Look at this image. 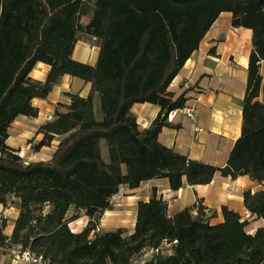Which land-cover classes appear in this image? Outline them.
<instances>
[{
  "label": "trees",
  "instance_id": "obj_1",
  "mask_svg": "<svg viewBox=\"0 0 264 264\" xmlns=\"http://www.w3.org/2000/svg\"><path fill=\"white\" fill-rule=\"evenodd\" d=\"M222 13L231 14L233 28L251 30L252 51L241 135L217 168L165 148L158 136L187 102L169 86ZM79 34L99 44L94 66L72 59ZM263 61L264 0H0V205L12 197L18 210L10 237L0 227V250L21 246L51 264H264V227L251 233L250 222L225 207L216 225L200 205L169 217L155 191L138 204L131 235L95 233L121 186L166 179L178 191L184 181L207 185L216 174L258 184L243 193V204L252 222L264 220ZM37 63L50 67L43 83L29 77ZM65 75L90 84V92L70 95L64 111L38 129L43 139L33 152L59 139L50 158L27 162L7 145L9 128L19 116L36 118L32 100L47 98ZM144 103L160 111L140 131L131 108ZM70 212L72 221L88 218L82 231L69 228Z\"/></svg>",
  "mask_w": 264,
  "mask_h": 264
},
{
  "label": "crops",
  "instance_id": "obj_2",
  "mask_svg": "<svg viewBox=\"0 0 264 264\" xmlns=\"http://www.w3.org/2000/svg\"><path fill=\"white\" fill-rule=\"evenodd\" d=\"M86 25L87 23L83 27ZM251 38V30L232 27L230 13L219 15L202 39L198 50L192 53L168 88L175 97L185 94L187 102L182 109H192L193 114L189 117L182 109L175 110L174 115L168 118L171 127L163 128L158 136V142L162 146L194 162L217 168L226 165L229 154L241 135L242 103L247 83L248 61L252 51ZM98 46L94 38H85L79 34L72 59L94 66L98 59ZM49 70V66L37 63L29 77L33 81L43 83ZM260 74L264 85V61L260 66ZM90 89V84H85L80 79L63 76L47 98L32 100L33 107L38 110L36 118L19 116L11 124L7 145L20 151V157L27 162L47 161L58 145L57 139L51 146L42 147L37 152H33L27 142L32 138L36 144L40 142L43 135L37 134L38 129L53 119L55 111H64V107L70 104L69 96L78 94L86 98ZM259 100L262 101V95ZM99 106V99L95 97L97 119L101 118ZM159 111L158 106L148 103L134 104L131 108L140 131H147L150 128ZM42 153L48 154L47 159L35 158ZM102 154L106 160L104 147ZM260 188L247 176L231 179L223 178L219 174H216L207 185L190 186L184 181L178 191H172L166 179L144 182L135 190L121 186L119 193L123 190V211H129L132 216L130 229L123 230L125 236L133 233L138 204L149 202L155 191L156 198H161L167 203L169 217L187 207L200 205L204 208L206 216L210 217V223L216 225L223 222L222 208L225 207L238 214L242 221L253 224L254 227L250 230L253 233L255 229L264 227V220L251 221L252 217L243 204V193L247 190L256 192ZM12 202H15V199L8 197L7 203L0 205V227L5 224L3 234L7 237L11 236L14 222L18 217V210ZM82 219L86 217L83 215L79 218ZM69 227L71 229V226ZM84 227L71 231L78 233ZM151 256L152 252H147L144 258L148 260ZM0 262L9 263L4 250H0Z\"/></svg>",
  "mask_w": 264,
  "mask_h": 264
},
{
  "label": "rangeland",
  "instance_id": "obj_3",
  "mask_svg": "<svg viewBox=\"0 0 264 264\" xmlns=\"http://www.w3.org/2000/svg\"><path fill=\"white\" fill-rule=\"evenodd\" d=\"M88 21H85L82 23V26L86 24ZM85 37V36H84ZM88 38V37H86ZM90 39V38H89ZM59 141V139H57ZM28 145H30V148L32 149L33 146L36 144L35 139L32 138L27 142ZM48 154L47 153H42L40 155H37L35 158H41V159H47ZM105 159V157H104ZM112 202V209L106 213L103 214L101 217L100 221L98 222L97 229L95 233L102 234L105 233L106 231H113L116 229H125L128 230L131 227V221H132V216L129 211L124 212L123 211V190L120 191V193L116 196H114ZM124 212V213H123ZM69 220H73L75 216L73 215L72 212L69 213L68 215ZM78 218L70 223L69 226H71V229L76 231L81 229L83 226H86L88 222V218L79 220V218L83 217V214H79L77 216ZM86 220V223H85ZM254 227L253 224L249 226V230H251ZM70 228V227H69ZM94 235V233H92Z\"/></svg>",
  "mask_w": 264,
  "mask_h": 264
},
{
  "label": "built area",
  "instance_id": "obj_4",
  "mask_svg": "<svg viewBox=\"0 0 264 264\" xmlns=\"http://www.w3.org/2000/svg\"><path fill=\"white\" fill-rule=\"evenodd\" d=\"M175 112L176 111L170 112L168 118H171ZM182 112L187 114L189 117H192V109H182ZM5 252L8 257L9 263L0 262V264H51L42 255H37L28 249L24 250L21 246H11Z\"/></svg>",
  "mask_w": 264,
  "mask_h": 264
}]
</instances>
